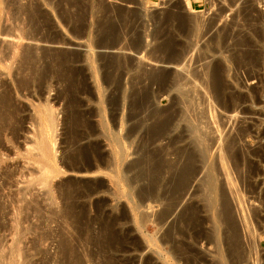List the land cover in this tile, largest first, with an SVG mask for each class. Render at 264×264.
<instances>
[{
  "label": "rangeland",
  "instance_id": "obj_1",
  "mask_svg": "<svg viewBox=\"0 0 264 264\" xmlns=\"http://www.w3.org/2000/svg\"><path fill=\"white\" fill-rule=\"evenodd\" d=\"M219 1L190 0L191 12L183 0H0V93L20 121L17 136L0 140V264H12V252L14 264H216L213 245L193 241L194 230L208 235L211 225L192 228L186 218L192 207L207 215L200 182L208 173L230 194L242 264H264V0ZM24 50L32 67L22 68ZM30 68L46 77L21 90ZM178 76L191 84L188 111L175 104ZM45 104L55 122L47 159L33 150ZM181 112L209 118L199 122L211 148L204 175L177 193L175 174L192 148L179 139ZM169 114L174 120L159 132ZM156 161L163 170L154 180Z\"/></svg>",
  "mask_w": 264,
  "mask_h": 264
},
{
  "label": "bare ground",
  "instance_id": "obj_2",
  "mask_svg": "<svg viewBox=\"0 0 264 264\" xmlns=\"http://www.w3.org/2000/svg\"><path fill=\"white\" fill-rule=\"evenodd\" d=\"M171 2H172V0H170ZM221 1V0H220ZM219 1V2H220ZM225 1V0H224ZM167 2H168V0H167ZM77 3V2H76ZM183 3H185L184 5L186 6V8L187 9H189L191 12H192V9H191V3H190V0H183ZM229 3V2H228ZM260 3L261 4H263V2H262V0H260ZM81 4H82V2H81ZM89 4H91V3H89ZM212 5H213V3H211ZM24 6H22V8H23ZM27 7V6H26ZM92 7V6H91ZM20 9V8H19ZM25 9V8H24ZM186 9V10H187ZM21 10V9H20ZM30 12V11H29ZM26 13V12H25ZM32 14V13H31ZM29 16V15H28ZM29 21V20H28ZM30 23H32V21H31V19H30V21H29ZM34 22V21H33ZM195 23V22H194ZM29 24V23H28ZM196 25V24H195ZM79 26V25H78ZM75 29V28H74ZM83 29V28H82ZM76 30V29H75ZM72 32V31H71ZM82 32V31H81ZM75 33V32H74ZM28 34V33H27ZM26 33H25V35H27ZM76 34V33H75ZM78 35V34H77ZM24 37V36H23ZM29 37V36H28ZM26 38H27V36H26ZM23 39V38H22ZM52 43V42H51ZM58 43V42H57ZM31 51V50H30ZM26 54H25V53ZM24 52L22 53L23 54V56L21 57V65H22V68H24L25 66H26V64H27V66L29 65V66H33L32 65V63H34V62H31L32 61V58L29 56V53H27L28 51H25L24 50ZM21 54V53H20ZM21 56V55H20ZM19 60V61H20ZM177 61V60H176ZM18 63V62H17ZM20 64V63H19ZM23 65H24V67H23ZM35 65V64H34ZM37 65V64H36ZM28 66V67H29ZM206 66V65H205ZM208 66V65H207ZM18 67V66H17ZM47 67V66H46ZM210 67V66H209ZM208 67V68H209ZM20 68H21V66H20ZM37 68V67H36ZM29 69V68H28ZM27 69V70H28ZM32 68H30V70H31ZM34 69H35V66H34ZM31 70L28 74H24L23 73V69L21 70V72L23 73V74H19L20 76H21V78L19 77V79L20 80H18L19 82H18V84H19V86H17V87H19L20 89L21 88H24V89H26V88H28V87H30L31 85H33V83L35 82V81H38V82H41V81H44V79H45V77L46 76H44L43 74H31V72H33V71H35V70ZM18 70H20V69H18ZM27 70H25L24 72H27ZM218 71V70H217ZM19 72V71H18ZM213 72H215V67H214V71ZM34 73V72H33ZM208 74V73H207ZM213 74V73H212ZM65 75V74H64ZM68 75V74H67ZM121 75V74H120ZM123 75V74H122ZM161 75V74H160ZM204 75V74H203ZM206 75V74H205ZM62 76V75H61ZM208 76V75H207ZM37 77V78H36ZM58 77V76H57ZM206 77V76H205ZM218 77V76H217ZM62 78H63V76H62ZM105 78V77H104ZM113 78V77H112ZM121 78V77H120ZM139 79H140V77H138ZM137 78V79H138ZM184 78V77H183ZM183 78H181V77H177L176 79H174L175 81H174V83L175 84H173V86H175L176 87V92H177V96H178V98H175L176 100H175V104L178 106V107H180V108H185L186 109V111H188L187 109H189L192 105H193V91H189L188 89H186L187 87H189L191 84H190V82H189V86H187V82H185V80L183 79ZM201 78H203V77H201ZM209 78H210V76H209ZM38 79H40L41 81H39ZM115 79V78H114ZM117 79V78H116ZM136 79V78H135ZM135 79H133L134 81H132V82H136L135 81ZM213 79V78H212ZM221 79V78H220ZM129 80V79H128ZM132 80V79H131ZM130 80V81H131ZM203 80V79H202ZM201 81V80H200ZM213 81V80H212ZM220 81V80H219ZM223 81V80H222ZM199 82V81H198ZM213 82H216L217 83V81L216 80H214ZM116 83V82H115ZM207 83V82H206ZM112 84V83H111ZM130 84H131V82H130ZM170 84V83H169ZM200 84V83H199ZM208 84V83H207ZM187 86V87H186ZM203 86V85H202ZM131 87V86H130ZM132 87H133V85H132ZM172 87V86H171ZM175 87H174V89H175ZM186 87V88H185ZM193 87V86H192ZM191 87V88H192ZM200 87V86H199ZM208 87V86H207ZM132 89V88H131ZM130 89V90H131ZM173 89V90H174ZM186 89V90H185ZM193 89H195V88H193ZM197 89V88H196ZM202 89V88H201ZM207 89V88H206ZM21 90H23V89H21ZM29 90V89H28ZM116 90V89H115ZM219 90V89H218ZM121 91V90H120ZM132 91V90H131ZM130 91V92H131ZM122 92V91H121ZM172 92V91H171ZM194 92H196V91H194ZM205 92V91H204ZM203 92V93H204ZM163 93V92H162ZM202 93V92H201ZM206 93V92H205ZM133 94V92H131V95ZM135 94H136V92H135ZM168 94V93H167ZM195 94H197V93H195ZM200 94V93H199ZM214 94V93H213ZM263 94H264V92H263ZM130 95V94H129ZM209 95V94H208ZM212 95V94H211ZM220 95V94H219ZM226 95V94H225ZM127 96V95H126ZM126 96L124 97V99L126 98ZM202 96V95H201ZM206 96V95H205ZM224 96V95H223ZM222 96V97H223ZM11 96H9V95H7V94H5V92L4 93H0V140H1V138L6 134V133H11V134H14V136H17V131H19L18 129H17V125L20 123V121L18 120V118H17V113H16V109L14 108V105H13V103H12V101H11V98H10ZM160 97V96H159ZM207 97V96H206ZM196 98V97H195ZM199 98V97H198ZM205 98V97H204ZM123 99V98H122ZM128 99H129V97H128ZM206 99V98H205ZM174 100V99H173ZM207 100V99H206ZM205 100V101H206ZM222 100V99H221ZM264 100V99H263ZM127 101V100H126ZM130 101V100H129ZM200 101H202V100H200ZM204 101V100H203ZM212 101V100H211ZM174 102V101H173ZM129 103H131V102H129ZM196 103V102H195ZM197 103H199V102H197ZM207 103V102H206ZM203 104V103H202ZM223 104V103H222ZM242 104V103H241ZM211 105H212V102H211ZM232 105V104H231ZM236 105V104H235ZM238 105V104H237ZM48 106V104L46 105H44L43 106V109H44V111H43V116H41L42 117V123H41V125H40V132H41V138H39L38 139V141L36 142V141H34V142H36V146L35 147H33L34 149L33 150H37V151H39V155L41 156V158H44V159H47L48 157H49V140L50 139H52V138H50L51 136V132H52V130H53V128H54V124H55V122H54V117H52L51 116V114H50V112L52 113V110L50 111L49 110V106ZM213 106V105H212ZM239 106V105H238ZM193 107V106H192ZM199 107H201V106H199ZM204 107V106H203ZM202 107V108H203ZM215 107V106H214ZM226 107V106H225ZM228 107H230V106H228ZM232 107V106H231ZM230 107V108H231ZM209 108V107H208ZM42 109V110H43ZM51 109V108H50ZM207 109V108H206ZM218 109V108H217ZM229 109V108H228ZM227 109V107H226V110H228ZM233 109H235V108H233ZM192 110H193V108H192ZM192 110H191V112H192ZM214 110H215V108H214ZM213 110V111H214ZM235 110H237V109H235ZM235 110H233V112L235 111ZM50 111V112H49ZM181 111V110H180ZM194 111L195 110H193V113H194ZM18 112V111H17ZM190 112V113H191ZM198 112H201V111H199L198 110ZM197 112V113H198ZM203 112V111H202ZM205 112V111H204ZM208 112V111H207ZM223 112V111H222ZM229 112V111H228ZM236 112V111H235ZM42 113V112H41ZM180 113V112H179ZM190 113H187L186 112V114H182V112H181V116L182 117H180L179 119L180 120H178V122L180 123V122H182L183 124H184V129L182 130V132H179V134L178 135H180V137H179V139H181V137L182 138H184V139H187V140H189V145H191L192 146V148H191V150L187 153V159L186 160H188L187 162L188 163H186V162H184V165H183V167L181 168L180 167V169L178 170V173H176L175 175L177 176V179L178 180H176L177 181V185H178V187H179V191H177L176 190V192L178 193V192H180V190L183 192V190H185L186 188H189L190 186V184L191 183H193V181L195 180V178H196V176L198 175V174H201V170H203V168L205 169V167H207V165H206V163H205V161L208 159V160H210V156L209 157H207V154H208V152H209V148H211V146L209 147L208 145V143L209 142H207L206 141V137H207V135H204L203 133H202V129L200 128V126H201V123H203L206 119L208 120L209 118H205L204 119V121L202 122V120H200L201 118H200V116H201V114H203V113H201L200 115H198V117L200 118L199 119V121H201V123L196 119V117H191V115L193 114H190ZM196 113V112H195ZM225 113V112H224ZM231 113V112H230ZM38 114H39V112H38ZM53 114V113H52ZM207 114V113H206ZM227 114V113H226ZM194 115V114H193ZM197 115V114H196ZM205 114H203L202 116H204ZM234 115V114H233ZM195 116V115H194ZM205 116H207V117H209L208 115H205ZM204 116V117H205ZM213 116H214V114H213ZM225 116V115H224ZM237 116V115H236ZM235 116V117H236ZM174 117H175V115H174ZM174 117H173V114L172 115H170L169 114V117L167 118V119H165L164 121V123L162 124V123H160V125L162 124V126L160 127V125L158 126V127H160L159 128V132H161L165 127H166V125L170 122L171 123V121L172 120H174ZM228 117V116H227ZM231 117H232V115H231ZM176 119H177V117H176ZM234 119V118H233ZM227 120V119H226ZM232 120V119H231ZM235 120V119H234ZM214 122V121H213ZM229 122H231L230 120H229ZM235 122V121H234ZM200 123V124H199ZM205 123V122H204ZM206 123H208V124H211V122L209 123L208 121H206ZM157 124V123H156ZM155 124V125H156ZM214 124H215V122H214ZM235 124V123H234ZM169 125V124H168ZM173 125V124H172ZM207 125V124H206ZM206 125H204V126H206ZM218 125V124H217ZM216 125V126H217ZM229 125V124H228ZM239 125V124H238ZM30 126H31V124H30ZM175 126V125H174ZM179 126H180V124H179ZM203 126V127H204ZM210 126V125H209ZM212 126V125H211ZM237 126V125H236ZM36 127H37V125H36ZM182 127V126H181ZM215 127V126H214ZM34 128V127H33ZM167 128V127H166ZM179 128V127H178ZM205 128V127H204ZM209 127L207 126V129H208ZM224 128V127H223ZM213 129V128H212ZM218 129V128H217ZM216 129V130H217ZM227 129V128H226ZM242 129V128H241ZM33 130V129H32ZM172 130V129H171ZM205 131L204 132H206V129H204ZM165 131V130H164ZM209 131H211V130H209ZM240 131H243V130H240ZM249 131V130H248ZM208 132V131H207ZM206 132V133H207ZM220 132V131H219ZM231 132V131H230ZM235 132V131H234ZM237 132V131H236ZM235 132V133H236ZM31 133H33V132H31ZM35 133V132H34ZM181 133V134H180ZM217 133H218V131H217ZM221 133V132H220ZM16 134V135H15ZM36 134H37V132H36ZM166 134V133H165ZM209 134V133H208ZM211 134H212V132H211ZM238 134V133H237ZM162 135V134H161ZM220 135V134H219ZM244 135V134H243ZM13 136V137H14ZM39 136V135H38ZM53 136V135H52ZM222 136V135H221ZM223 136H225V135H223ZM230 136V135H229ZM164 137V136H163ZM211 137H213L212 135H211ZM211 137H210V140L209 141H211L212 139H211ZM219 137V136H218ZM11 138V137H10ZM184 139H183V141H184ZM209 139V138H208ZM214 139V138H213ZM218 139V138H217ZM222 139V138H221ZM225 139H227V138H225ZM182 141V142H183ZM213 143H214V140L212 141ZM225 142H226V140H225ZM213 143H211L210 142V145H213ZM219 143V142H218ZM208 144V145H207ZM215 144V143H214ZM220 144V143H219ZM226 144V150L228 151V153L230 154V153H233V151H234V149H235V144H236V139H235V137H228V140H227V142L225 143ZM0 145H1V141H0ZM215 145H217V144H215ZM214 146V145H213ZM219 146V145H218ZM221 146H223V145H221ZM261 146H263V145H261ZM184 147H186V146H184ZM240 147V146H239ZM264 147V146H263ZM217 148V147H216ZM242 148V147H241ZM262 148V147H261ZM31 149H32V147H31ZM182 149V148H181ZM185 149V148H184ZM187 149V148H186ZM185 149V150H186ZM237 150H238V148H237ZM182 151V150H181ZM247 151V150H246ZM29 152H31V151H29ZM186 152V151H185ZM214 152V151H213ZM225 152V151H224ZM237 151L235 150V152L233 153V155L236 153ZM239 152V151H238ZM210 153V152H209ZM217 153V152H216ZM220 154H221V152H219ZM248 153V152H247ZM182 154H184V153H182ZM214 154V153H213ZM213 154L211 155L212 157H214L213 156ZM219 154V155H220ZM229 154H228V156H229ZM177 155V154H176ZM237 155V154H236ZM243 155V154H242ZM39 156V157H40ZM239 156V155H238ZM217 157V156H216ZM234 158V156H229V158ZM226 158H227V156H226ZM229 158H228V160H229ZM179 159V158H178ZM223 159V158H222ZM236 159H238L237 157H236ZM176 160V159H175ZM207 160V161H208ZM213 160V159H212ZM224 160V159H223ZM231 160V159H230ZM1 161V160H0ZM140 161V160H139ZM235 161H237V160H235L234 159V162ZM232 162V161H231ZM136 163V162H135ZM185 163H186V165H185ZM211 163V162H210ZM224 164L226 163L225 161L223 162ZM235 163H237V162H235ZM239 163H241L240 161H239ZM243 163V162H242ZM209 164V163H208ZM213 164V163H212ZM215 164V163H214ZM221 164H222V162H221ZM223 164V166H226V167H228L227 165L228 164H226V165H224ZM230 164V163H229ZM261 164H263V163H261ZM180 165H182V163L180 164ZM206 165V166H205ZM232 165V164H231ZM236 165V164H235ZM205 166V167H204ZM208 166H210V165H208ZM212 166V168L214 167L213 165H211ZM215 166H217L216 164H215ZM234 166V165H233ZM232 166V167H233ZM239 165H237L236 167H238ZM244 167V166H243ZM261 167H262V165H261ZM110 168H112V167H110ZM220 168V167H219ZM225 168V167H224ZM245 168V167H244ZM264 168V167H263ZM174 169V168H173ZM176 169V168H175ZM207 169V168H206ZM215 169V168H214ZM222 169V168H221ZM227 169V168H226ZM225 169V170H226ZM230 169V168H229ZM229 169H227V170H229ZM234 169H235V167H234ZM238 169V168H237ZM237 169H235V172H237ZM247 169V168H246ZM262 169V168H261ZM163 170V165H162V163L161 162H158V161H156V162H154L153 164H152V171H153V177H154V180H156V178L160 175L161 176V174L160 173H162L161 171ZM211 170V169H210ZM210 170H207V173H208V171H210ZM215 170H217L218 171V169H215ZM241 170V169H240ZM263 170V169H262ZM98 171V170H97ZM102 171V170H101ZM204 171V170H203ZM206 171V170H205ZM214 170H212V172H213ZM216 172V171H215ZM221 172V171H220ZM230 172H231V170H230ZM233 172H234V170H233ZM232 172V173H233ZM234 172V173H235ZM240 172V171H239ZM207 173H205V175L207 174ZM226 173H227V171H226ZM261 173V172H260ZM263 173H264V171H263ZM169 174V173H168ZM217 174H218V172H217ZM216 174V175H217ZM228 174V173H227ZM238 174H240V173H238ZM201 175H204V174H201ZM213 175V174H212ZM236 175H237V173H236ZM244 175V174H243ZM246 175V174H245ZM159 176V177H160ZM214 176V175H213ZM213 176H211L210 175V173H208V176H203V177H205L203 180H201L202 182H200L201 184L200 185H202V187H204V191H206V195L207 196H205V201L203 202L204 203V206H203V210H205V211H203V212H205L206 214V216H205V218H202V215H201V217L199 216V214H197L199 211H198V207H192V208H187V210L189 209V216H187L186 218H188V220H187V222L189 223H191L190 225L189 224H187V226L189 225L190 227H192L193 228V226H192V224L193 225H196L195 226V228L197 227L198 229L200 228V226H201V224L203 223H209L211 226V228H210V232H209V234L208 235H206V234H203L204 232H201L200 230H194L195 231V237H194V243H197V245H198V243H200V241H202V240H206L207 241V243L206 244H211V245H213V247H214V249H215V260H216V264H237V262H233V261H238L240 264H242V253L243 252H241L242 250H241V248L243 249V247L241 246V245H243L242 243L244 242L243 240H242V243L240 242V233H239V229L237 228L238 226L236 225L237 223L236 222H234V221H236V220H234V218L232 217V214L233 213H231V208H229V207H231L230 205H229V203H228V200H227V197H225V196H227L228 194H226V193H224L225 191H223V189H220V188H217L218 186H220V185H218V184H216V181L213 179ZM221 176V175H220ZM219 176V177H220ZM227 176V175H226ZM229 176H230V174H229ZM229 176H227L228 178H229ZM232 177L234 176L233 174L231 175ZM230 176V177H231ZM250 176V175H249ZM172 177H173V175H172ZM203 177H201V178H203ZM216 177H218V176H216ZM246 177V176H245ZM244 177V178H245ZM198 178V177H197ZM227 178V179H228ZM236 177H234L233 179H235ZM257 178V177H256ZM159 179V178H158ZM157 179V180H158ZM230 179V181H231V178H229ZM228 179V180H229ZM232 179V181L234 182V180ZM237 179H239L238 177H237ZM241 179H242V177H241ZM253 179V178H252ZM216 180H218V178H216ZM226 180V179H225ZM247 180V179H246ZM263 180V179H262ZM174 181V180H173ZM172 181V182H173ZM248 181V180H247ZM157 182V181H156ZM197 182V181H196ZM199 182V181H198ZM224 182V181H223ZM231 183V185H233L234 184V186H236V184H235V182L234 183ZM236 182H237V180H236ZM220 183V182H219ZM227 183V182H226ZM229 182H228V184H230ZM241 183V182H240ZM263 183V182H262ZM155 184V183H154ZM157 184V183H156ZM174 184V183H173ZM245 184V183H244ZM197 185V184H196ZM231 185H229L230 187H228V188H231L232 186ZM254 185V184H253ZM259 185V184H258ZM262 185V184H261ZM199 186V185H198ZM224 186H226V185H224ZM242 186V185H241ZM260 186V185H259ZM201 187V186H200ZM201 187V188H202ZM257 187V186H256ZM176 188V187H175ZM191 188V187H190ZM189 188V189H190ZM194 188V187H193ZM222 188V187H221ZM233 188H235V187H233ZM236 188H238V187H236ZM235 188V189H236ZM241 188V187H240ZM173 189V188H172ZM198 189V188H197ZM187 190V189H186ZM202 190V189H201ZM200 190V191H201ZM226 190V189H225ZM233 189H230V193H232L231 191H232ZM243 190V189H242ZM228 191V190H227ZM235 191V190H234ZM234 191H233V193H234ZM257 191H259V190H257ZM199 192V191H198ZM172 193V192H171ZM195 193H196V191H195ZM232 193V194H233ZM176 194V193H175ZM184 194V193H183ZM188 194V193H187ZM226 194V195H225ZM232 194H231V196H232ZM237 194V192L235 193V195ZM201 195V194H200ZM204 195H205V193H204ZM203 195V196H204ZM230 195V194H229ZM238 195H236V197H237ZM253 196V195H252ZM252 196H251V198H252ZM146 197V196H145ZM156 197V196H155ZM191 197V196H190ZM236 197H235V199H236ZM243 197V196H242ZM255 197V196H254ZM260 197V196H259ZM160 198V197H159ZM234 198V197H233ZM238 198V197H237ZM190 199V198H189ZM203 199V200H204ZM229 199H230V197H229ZM262 199V198H261ZM159 199H157V198H155V199H153L152 200V202L151 203H149V204H151V206H153L154 204L156 205V204H158L159 203V201H158ZM198 200V199H197ZM245 200H246V198H245ZM140 201V200H139ZM142 201H143V199H142ZM175 201V200H174ZM182 201V200H181ZM147 202V201H146ZM160 202H162V201H160ZM170 202V201H169ZM229 202H231V201H229ZM237 202H239V198H238V201ZM241 202V201H240ZM240 202H239V204H240ZM173 204V203H172ZM231 204V203H230ZM236 204V203H235ZM169 205H171V203L169 204ZM175 205V204H174ZM203 205V204H202ZM201 205V206H202ZM179 206V205H178ZM193 206H195V205H193ZM144 207V206H143ZM168 207V206H167ZM170 207V206H169ZM171 207H173V206H171ZM170 207V208H171ZM237 207V206H236ZM249 207V206H248ZM149 208H150V206H149ZM153 208V207H152ZM166 208V207H165ZM170 208H167V210H165L164 211V213H163V215L161 216V217H163L164 215H166L168 212H169V210H171ZM234 208V207H233ZM240 208H241V206H240ZM245 208V207H244ZM261 208H263V207H261ZM176 209V208H175ZM179 209V208H178ZM202 209V208H201ZM233 210V209H232ZM186 211V210H185ZM240 211V210H239ZM250 211H252V210H250ZM238 212V211H237ZM236 212V213H237ZM241 212V211H240ZM246 212V211H245ZM171 213V212H170ZM169 213V214H170ZM173 213V212H172ZM186 213V212H185ZM184 213V214H185ZM243 213V212H242ZM248 213V212H247ZM161 214V213H160ZM182 215V214H181ZM234 215H235V213H234ZM242 215H244V214H242ZM252 215V214H251ZM147 216V215H146ZM149 216V215H148ZM168 216V215H167ZM253 216H254V220L255 221H257L259 218H261V216L259 215V214H257V213H253ZM252 216V217H253ZM157 217H158V215H157ZM160 217V216H159ZM158 217V219H159V221H160V218ZM178 217H179V215H178ZM177 217V218H178ZM243 217H245V216H243ZM247 217V216H246ZM252 217H249V218H252ZM146 218V217H145ZM156 218V217H155ZM164 218V217H163ZM162 218V219H163ZM165 218H167V217H165ZM169 218V217H168ZM185 218V217H184ZM264 218V217H263ZM147 219H149V217L147 218ZM157 219V218H156ZM157 219V220H158ZM183 219V218H182ZM253 219V218H252ZM142 220H143V218H142ZM145 220V219H144ZM180 220V219H179ZM247 220V219H246ZM253 220V221H254ZM154 221H155V219H154ZM163 221V220H162ZM244 221V220H243ZM252 221V220H251ZM259 221V220H258ZM261 221V220H260ZM263 221H264V219H263ZM148 222V221H147ZM152 222V221H151ZM161 222V221H160ZM159 222V223H160ZM182 222V221H181ZM185 222V221H184ZM246 223H247V221H245ZM244 222V223H245ZM154 223V222H153ZM158 223V224H159ZM163 223V222H162ZM173 223V222H172ZM241 223H243V222H241ZM158 224H157V226H158ZM175 225V224H174ZM182 225V224H181ZM198 225H199V227H198ZM247 225V224H246ZM183 226V225H182ZM186 226V227H187ZM188 226V227H189ZM248 226V225H247ZM256 226V225H255ZM161 227V226H160ZM173 227V226H172ZM202 227V226H201ZM254 227V226H253ZM183 228V227H182ZM247 228V227H246ZM250 228H251V226H250ZM254 229V228H253ZM169 229H167V231H168ZM248 230V229H247ZM208 232V231H207ZM244 232V231H243ZM180 233V232H179ZM191 233V232H190ZM219 233H221L220 235H222L223 236V240L221 239V244L223 243V245H224V250H222L223 248H220L219 247V245H220V241L218 242L217 241V239L216 238H218L220 235H219ZM164 234V233H163ZM193 234V233H192ZM252 234V233H251ZM170 235V234H169ZM180 235H182V234H180ZM218 236V237H217ZM252 236V235H251ZM163 238V237H162ZM184 238V237H183ZM244 238H246V236L244 237ZM166 239V238H165ZM180 239V238H179ZM192 240V239H191ZM171 241V240H170ZM184 241V240H183ZM167 243V242H166ZM181 243V242H180ZM192 243V242H191ZM193 243V244H194ZM205 243V242H204ZM168 244V243H167ZM173 244H175V243H173ZM195 245V244H194ZM200 245H202V244H200ZM210 245V246H211ZM189 246H190V244H189ZM181 247V246H180ZM182 249V248H181ZM208 249V248H207ZM66 250H68V249H66ZM175 250V249H174ZM65 251V250H64ZM194 251V250H193ZM213 251V250H212ZM210 252V251H209ZM65 253H66V251H65ZM68 253V252H67ZM182 253V252H181ZM203 253V252H202ZM212 253V252H211ZM15 253L14 252H12L11 254H10V257H9V259L12 261V264H14V259H15V255H14ZM178 254V253H177ZM188 254V253H187ZM207 254V253H206ZM178 255H180V254H178ZM183 255V254H182ZM191 255V254H190ZM193 255V254H192ZM198 255V254H197ZM201 255V254H200ZM203 255H204V253H203ZM196 256V255H195ZM179 257V256H178ZM193 257V256H192ZM209 257V256H208ZM180 258V257H179ZM182 259H184V258H182ZM207 259V258H206ZM178 260H180V259H178ZM203 260V259H202ZM209 260H210V258H209ZM212 261V260H211ZM182 262V261H181ZM180 262V263H181ZM185 263L186 264H193L192 262H191V260L189 259V260H187V261H185ZM254 263V262H253ZM66 264H82L78 259H73L72 261H70L69 263L67 262ZM179 264V263H178ZM207 264V263H206Z\"/></svg>",
  "mask_w": 264,
  "mask_h": 264
}]
</instances>
